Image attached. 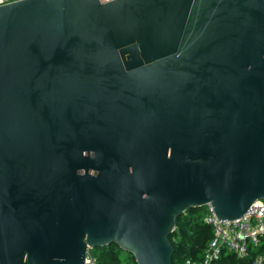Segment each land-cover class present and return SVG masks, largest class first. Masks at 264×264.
<instances>
[{
    "label": "water",
    "instance_id": "1",
    "mask_svg": "<svg viewBox=\"0 0 264 264\" xmlns=\"http://www.w3.org/2000/svg\"><path fill=\"white\" fill-rule=\"evenodd\" d=\"M261 199L264 0L0 6V264H172L181 213Z\"/></svg>",
    "mask_w": 264,
    "mask_h": 264
},
{
    "label": "built area",
    "instance_id": "2",
    "mask_svg": "<svg viewBox=\"0 0 264 264\" xmlns=\"http://www.w3.org/2000/svg\"><path fill=\"white\" fill-rule=\"evenodd\" d=\"M15 1L19 0H0V6ZM205 207L203 221L211 226L213 237L198 264H215L223 251L248 258L253 250L251 264H264V199L255 200L242 216L233 220L218 218L210 205ZM84 264H97L91 248L86 251Z\"/></svg>",
    "mask_w": 264,
    "mask_h": 264
},
{
    "label": "trees",
    "instance_id": "3",
    "mask_svg": "<svg viewBox=\"0 0 264 264\" xmlns=\"http://www.w3.org/2000/svg\"><path fill=\"white\" fill-rule=\"evenodd\" d=\"M206 207L189 208L175 221L174 231L169 235L173 246L172 264H198L204 257L208 242L213 237L212 228L200 215ZM258 249V251H260ZM97 264H136L132 254L120 249L115 243L91 248ZM252 253L248 258H239L223 251L215 264H251Z\"/></svg>",
    "mask_w": 264,
    "mask_h": 264
},
{
    "label": "rangeland",
    "instance_id": "4",
    "mask_svg": "<svg viewBox=\"0 0 264 264\" xmlns=\"http://www.w3.org/2000/svg\"><path fill=\"white\" fill-rule=\"evenodd\" d=\"M200 216L203 217L204 216V213H202Z\"/></svg>",
    "mask_w": 264,
    "mask_h": 264
}]
</instances>
